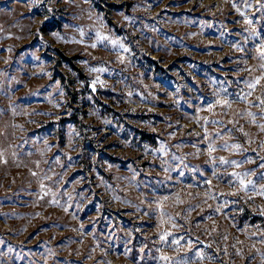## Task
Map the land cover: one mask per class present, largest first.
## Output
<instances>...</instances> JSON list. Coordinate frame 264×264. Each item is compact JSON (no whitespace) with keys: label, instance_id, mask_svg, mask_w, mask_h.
<instances>
[{"label":"clouds","instance_id":"obj_1","mask_svg":"<svg viewBox=\"0 0 264 264\" xmlns=\"http://www.w3.org/2000/svg\"><path fill=\"white\" fill-rule=\"evenodd\" d=\"M0 264H264V0H0Z\"/></svg>","mask_w":264,"mask_h":264},{"label":"rangeland","instance_id":"obj_2","mask_svg":"<svg viewBox=\"0 0 264 264\" xmlns=\"http://www.w3.org/2000/svg\"><path fill=\"white\" fill-rule=\"evenodd\" d=\"M253 223H259V220L253 219Z\"/></svg>","mask_w":264,"mask_h":264}]
</instances>
